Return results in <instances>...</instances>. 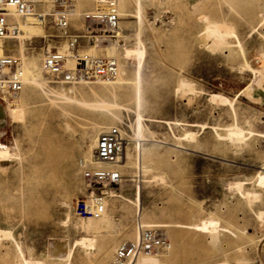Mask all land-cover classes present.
Here are the masks:
<instances>
[{
	"label": "rangeland",
	"instance_id": "obj_1",
	"mask_svg": "<svg viewBox=\"0 0 264 264\" xmlns=\"http://www.w3.org/2000/svg\"><path fill=\"white\" fill-rule=\"evenodd\" d=\"M127 3L122 11L133 17L120 16L117 40L128 49L138 41L144 46L142 133L133 132L137 109L127 96L107 112L88 108L96 91L89 89L97 86L57 85L43 74L50 87L29 89L28 101L0 95V145L11 154L0 160V231L12 233L25 258L46 264L66 262L48 253L64 256L69 248L71 264H111L121 244L136 240L138 223L166 235L173 252L141 256L140 264H264V0L253 11L247 0H142L140 10L135 0ZM55 8L62 10L54 0ZM78 8L79 17H70L75 28L90 11ZM44 25L55 38L25 41L26 54L39 62L48 45L63 41L53 17ZM8 45L16 56L17 41ZM116 54L122 70L121 48ZM61 93L74 95L75 105ZM100 122L121 127L125 148L114 167L122 183L107 203L112 226L91 234V218L77 217L86 199L78 165ZM236 124L250 133L242 148L225 139ZM185 131L196 141L183 140ZM144 139L152 140L146 152ZM238 183L260 201L239 196ZM215 219L227 228L217 243L205 233L218 227ZM81 237L94 240L93 247H74ZM0 246V264L19 263L15 243Z\"/></svg>",
	"mask_w": 264,
	"mask_h": 264
},
{
	"label": "bare ground",
	"instance_id": "obj_2",
	"mask_svg": "<svg viewBox=\"0 0 264 264\" xmlns=\"http://www.w3.org/2000/svg\"><path fill=\"white\" fill-rule=\"evenodd\" d=\"M30 1L32 2L33 6H34L33 14L29 15V16H25V17L19 16V15H13L9 21L10 22L9 23L10 34H8L6 39H0V56L8 55V56H11V57H14V58H17L20 60L21 67L19 69V73H20L21 81H22L24 86H23V89L18 94H10V95H16V96L20 95L19 99H22L24 101H28V99H29V94H28L29 89H31L33 87L37 88V89L38 88L47 89L48 87H50L46 82L47 79L45 80L44 75H43L44 71H43L42 60H43L46 52L48 53L53 48L54 49L56 48L58 51L65 52V53H68V55H71V53L68 52V45L63 40L59 43L60 45L57 47H53L52 45H48L49 46L48 49L46 50L45 54L43 55L41 62H39L40 60H38L37 58L30 57L26 54L25 41L31 40V39L37 38V37L55 38L51 31H48V32L46 31V29H45L46 25H44V22L46 20V16L47 17H53V20H54V17L56 16V14H58L59 12H62V11L68 13L69 25H71L72 30L75 32L80 31L83 28V24H82L83 15L85 13H90V12L95 11L96 7H97L95 0H76L75 1L76 5L73 3L72 0H55V4L57 3L58 6L62 7V10H58L56 8L54 10H52V3L54 0H30ZM127 1L128 0H117L119 18H120V16L125 17L127 19L133 17L131 14H128V13L122 11V9L127 8V6H128ZM146 1H148V0H145V2ZM247 1L249 2V7L252 11L261 8L262 0H247ZM42 2L47 8H46V10L38 11L37 6L40 5ZM135 3L138 7V10H140L141 6H142V0H135ZM77 5L81 6L84 9L90 10V11L83 12L81 14L80 20H79V24H80L79 28L73 27V25L71 24V20H70V17H73L75 19L77 17H79L80 11H82V10H79ZM263 12H264V10H263ZM119 23H120V21H119ZM15 29H18V32L16 34H14V36H13L12 32ZM56 32L58 33V36L60 38L61 32H59L57 29H56ZM120 32H121V26L119 27V30L116 32V36H115L118 39L120 38V36H119ZM13 40L17 41V45L19 44L17 46L16 56L10 55L7 53V50L10 49V46L8 45V41H13ZM119 42H120L119 40H116L115 43H112L108 39L107 36H102V42L100 41L99 43L96 44V46H90L87 48L80 49L79 55L81 57H86L89 59H94L97 57H103V58L114 59L118 63L116 53H117V49L121 48V53L123 54L122 56H123V59L125 60L124 61L125 67L121 70V67L118 63L117 74L112 79L97 80V82H92V83L81 82L79 84H83L81 87L82 89L89 88L87 86H97V87H92L93 89H89V90H96V91H94L92 93L95 100L93 102H89V103H91V105L88 107L89 109H92L96 112H98V111L107 112L110 109L117 107V102H116L117 99H122L125 96H127L128 101L132 100V102H134L136 109H137V120H136L135 124L132 125V129H133V132H136L137 135L138 134L140 135L143 131L142 116L140 113V109H141V106L143 104L142 89H141V85L143 83L142 82L143 80H142L141 70L143 68V58H144L145 50H144V46H143L142 42H140V41L136 42V43H138V45L136 44L137 46L135 49L124 48L125 45H121ZM70 57L71 56H67L66 64H68V66H70V67H73L74 66L73 60ZM130 61L137 62L136 66L134 68H132L133 65L130 63ZM246 68H248L249 70L252 69L249 66V64H246ZM254 71L257 72V71H259V69H254L253 72ZM127 91H129L128 95L126 94ZM81 94L86 95L85 93H81ZM58 95H59V99L63 100L64 103H66L67 105H71V106L75 105V101H77L76 97L72 94L61 93ZM2 97L6 98V100H8V98L5 94H2ZM111 116L113 119H115L114 115H111ZM104 125L106 127H103ZM108 128H110V127L106 123H101V122L99 124H96L95 126H93L92 134L90 136V142L91 143L85 148V154H84L83 160L85 162L91 163L94 168L114 169V167L118 168L119 164L122 162V161H119L120 157L115 164H106V163H102V162H94L93 161V154L92 153H93V150L96 148V145H97V142H96L97 134L99 132H102V130H105ZM249 134H246L245 131L242 128H240L238 124H236L234 126V128H232L231 130L228 131V133L225 136V139L231 145H233L235 147L238 146L239 148L240 147L242 148V147L246 146V144L248 142L247 136ZM143 137L144 138H150L148 136H143ZM218 138H220V136H218ZM182 139L187 140V141H191V142H195L196 141L195 140L196 134H193L190 131H185L183 136H182ZM143 141H144V144L141 146V150H142V152H146L150 147H152V145L150 144L152 140L149 141L148 139H144ZM183 149H185V148H183ZM185 150L189 151L187 149H185ZM136 155H137V151H136ZM125 156H126V154H125ZM10 159H11V154H10L8 148L4 147L3 145H0V160H10ZM130 164H131V161H130ZM114 170L118 171L117 169H114ZM138 170H139V172H141L143 174L148 173V170L143 166H139ZM243 187L244 186L241 183H238L235 185V189L237 192H239V196L244 197V199H246V200H249V201L251 200L252 203L261 199L259 193L257 194L254 192L247 191ZM135 195L137 197V200L140 202V200H139L140 199L139 198L140 187L138 188V191ZM113 197H114V194L112 192L109 200ZM253 200H254V202H253ZM106 209H107V204H106L104 212L101 214V216L99 218H96V219L91 217L90 215H87L83 210L77 209V217L80 219L85 218V217L91 218V219L87 220V222L89 221L88 222L89 224L87 223V226H86L89 233L91 232V234H92V231L94 232V234H95V232H98V231L103 232V230H105V228L112 226V223L108 219V214H107ZM262 216H264V214H262ZM215 220H217V219H215ZM205 221H206L205 224L207 225L208 219ZM217 221H218V224H217L218 227L214 228L212 226H209L205 232L209 235V238H211V241L213 243H217L220 239V235H222L227 230V228L221 224L220 220H217ZM82 224L83 223H81V225ZM82 226L84 228V224ZM141 226L144 227L143 225H141ZM146 226L152 227L153 225H146ZM160 226H156V227H160ZM83 228H82V230L84 231ZM86 228H85V231H86ZM145 228H147V227H145ZM151 229H153V228H151ZM164 236L167 239L166 235H164ZM81 239L82 240L76 242V244L74 243L75 244L74 247L80 246V247L88 249L89 247H93L92 245L95 243L94 240H92L91 238H82L81 237ZM136 241H137V237H136L135 241L124 242L123 244L135 243ZM168 241H169V239H168ZM2 243H4V244L15 243V246L17 248V254L19 257V263L18 264H46L44 262L42 263L40 261H36V260L31 259V258H25L22 247L19 245V243L15 242L13 240L12 233L8 230L0 231V245ZM0 249H1V246H0ZM87 249H86V251H87ZM91 249H93V248H91ZM161 252H165V251H161ZM161 252H158V253H161ZM158 253L141 254L140 256L134 258V260L130 264H140V262L138 260L140 259L141 256L152 257ZM166 253L169 254V256H171L173 253L172 252V244L170 245V241H169V248L167 249ZM48 254H49L50 259L65 258L66 262H64L63 264H71L70 258L72 256V248H69L66 251V254L64 256H61V255L59 256V255L53 254V253L52 254L48 253ZM108 258H109V254L108 253L104 254V256L102 257V262L105 263ZM113 261H112V263H113Z\"/></svg>",
	"mask_w": 264,
	"mask_h": 264
},
{
	"label": "built area",
	"instance_id": "obj_3",
	"mask_svg": "<svg viewBox=\"0 0 264 264\" xmlns=\"http://www.w3.org/2000/svg\"><path fill=\"white\" fill-rule=\"evenodd\" d=\"M96 10L85 13L82 18L83 28L73 31L69 25L67 12H59L53 20L55 28L61 32V39L68 45V53L58 50L46 52L43 60L44 74L53 83L63 86H74L81 82H97V80L112 79L117 74L118 63L114 59L97 57L89 59L79 55L85 44L96 46L102 36L115 43L116 32L120 27L117 0H95ZM34 6L30 0H0V39H6L10 34L9 21L13 15L22 17L33 14ZM18 29L12 32L16 34ZM67 56H71L73 67L66 64ZM20 60L8 55L0 56V95L18 94L23 89L20 78ZM97 145L93 152V161L115 164L125 148L122 129L110 127L99 133ZM82 182L86 189V199L78 208L93 218H99L104 212L108 199L113 191H117L122 183L120 172L114 169L94 168L91 163L79 161ZM137 241L125 243L119 247L112 264H130L141 254H155L167 251L169 241L154 229L137 224Z\"/></svg>",
	"mask_w": 264,
	"mask_h": 264
}]
</instances>
